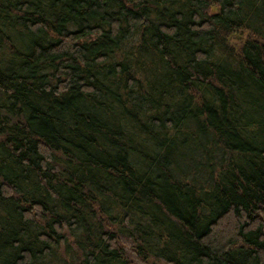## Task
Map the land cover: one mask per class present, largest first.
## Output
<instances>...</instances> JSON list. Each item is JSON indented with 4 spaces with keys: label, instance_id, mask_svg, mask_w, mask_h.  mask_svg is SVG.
Segmentation results:
<instances>
[{
    "label": "trees",
    "instance_id": "trees-1",
    "mask_svg": "<svg viewBox=\"0 0 264 264\" xmlns=\"http://www.w3.org/2000/svg\"><path fill=\"white\" fill-rule=\"evenodd\" d=\"M0 264H264V0H0Z\"/></svg>",
    "mask_w": 264,
    "mask_h": 264
},
{
    "label": "water",
    "instance_id": "water-1",
    "mask_svg": "<svg viewBox=\"0 0 264 264\" xmlns=\"http://www.w3.org/2000/svg\"><path fill=\"white\" fill-rule=\"evenodd\" d=\"M231 36L234 37V38H239L238 34H232ZM228 38H229V36H228Z\"/></svg>",
    "mask_w": 264,
    "mask_h": 264
}]
</instances>
